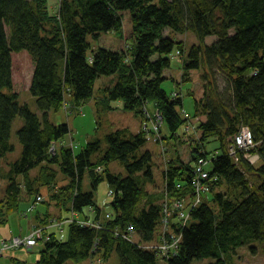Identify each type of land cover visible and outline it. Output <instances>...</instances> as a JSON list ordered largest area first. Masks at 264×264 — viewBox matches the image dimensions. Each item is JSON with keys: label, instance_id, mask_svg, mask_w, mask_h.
Segmentation results:
<instances>
[{"label": "trees", "instance_id": "trees-1", "mask_svg": "<svg viewBox=\"0 0 264 264\" xmlns=\"http://www.w3.org/2000/svg\"><path fill=\"white\" fill-rule=\"evenodd\" d=\"M58 5L52 11L49 0H0V159L15 150L13 122L20 116L24 120L17 132L22 153L9 164L6 198L0 200V225L20 209L23 190L36 201L43 198L40 188L48 186L49 203L60 204L54 218L66 224L50 226L54 218L48 208L37 213L33 229L42 228L44 237L37 243L43 247L36 264H79L96 257L106 261L114 253L119 264H192L204 258L213 260L210 264H234L237 247L257 241L264 250V0H59ZM191 31L198 43L188 60L182 58V76L190 80V71L203 68L205 91L195 98V117L206 120L197 122L195 130L201 135L191 148V160L183 162L177 151L178 156L167 161L160 194H151L146 179L141 183L135 176L154 178L153 154H139L148 140L142 128L137 133L128 128L109 133L108 147L96 163L91 156L101 150L100 140L87 143L77 154L66 145L52 152L51 146L62 141L70 127L52 123L49 112L60 111L67 94L75 105L85 104L94 96L99 76L117 73L115 85L105 89L107 98L121 101L122 108L140 120L153 103L171 131L163 138H180L178 130L188 121L178 109L183 99L162 84L169 78L165 72L172 66V52L184 56V40L177 36ZM214 35L208 44L206 38ZM21 51L34 63L29 92L41 115L19 103L18 93L5 92L14 87L12 54ZM215 70L226 77L223 90L215 84ZM108 107L113 108L112 102ZM242 127L252 131L256 163L247 160L243 150L231 154ZM208 136H215L222 151L211 159L204 149ZM200 158L211 163L210 187L193 206L192 180ZM112 161L122 163L128 175L113 173L108 167ZM56 163L67 179L62 185L51 166ZM86 172L89 191L83 189ZM103 174L114 188L112 211L104 215L94 195ZM177 198L186 199L189 219L185 226L171 227L169 232L179 241L164 256L146 246L160 243L163 236L174 241L162 230V206L166 199L170 203ZM10 263L28 264L17 256H11Z\"/></svg>", "mask_w": 264, "mask_h": 264}, {"label": "rangeland", "instance_id": "rangeland-1", "mask_svg": "<svg viewBox=\"0 0 264 264\" xmlns=\"http://www.w3.org/2000/svg\"><path fill=\"white\" fill-rule=\"evenodd\" d=\"M156 1L157 0H153ZM52 11H56L59 7V0H49ZM168 34V31H166ZM217 37L209 36L206 38L208 44H212ZM92 41L93 38L90 37ZM176 39L184 40L185 51L184 56H180L178 50L176 49L171 54V68L166 70L165 74L169 77L164 80L162 86L169 93L172 91H177L180 97L183 99V107H178L181 116L188 121L178 130V137L175 139L163 138V135L166 137L171 136V131L168 128L166 122L161 123V126L158 125L156 121L153 120V114L156 111L153 103L147 104L146 109V118L145 120H140L132 111H125L122 108L123 103L121 101H110L107 98L106 90L111 88L117 82L119 74L113 75H102L97 78L94 96L87 100L85 104L77 106L72 103L71 94H67L66 101L64 106L60 111H50L49 119L54 124H64L67 123L70 127V132L65 135V138L58 143H54L52 147L56 149L60 145L70 146L74 149V152L77 154L86 148L87 143L100 140L102 148L98 153L93 154L91 157L92 162H98L99 158L107 149L106 137L109 133L119 130L121 128H128L132 133H137L141 128L145 131L147 135L146 144L139 150V154L144 150H149L153 154V176L154 178L147 181L146 176L137 173L135 176L143 182L145 181V187L151 194H160L164 188V175L163 171L167 167V161L170 159H175L178 156V153L183 162H188L191 160L192 152L191 148L197 146L199 143L198 138L201 135V132L195 130L198 121H205V116L197 114V109L195 108V98H201L204 95L205 91V79H203V68L193 69L190 71V80H183V59H189V51L192 48V45L197 44V38L194 32H188L179 34ZM183 58V59H182ZM13 62V90H5L6 93L16 92L19 94V103L27 104L29 107L40 114L37 104L35 103V98L29 92L30 81L33 75L34 63L31 59V56L26 51H21L12 54ZM214 80L215 84L218 85L220 90L226 88V77L224 74L215 70ZM193 93V95L191 94ZM112 102L113 108H109L108 105ZM144 109V110H145ZM24 120L20 116L15 119L12 124L11 131V142L14 145V151L9 153L5 158L0 159V200L6 198V188L9 184L8 182V173H9V164L11 161H15L21 156L22 148L19 138L17 137L18 130L21 129V125ZM147 125V129H145ZM154 125H158L159 129H156ZM142 130V131H143ZM204 149L208 152L209 159L214 156H219L221 150L218 149V142L215 136H208ZM178 151V153H177ZM256 154V153H254ZM259 160V159H258ZM52 169L57 170V180L58 184L62 185L67 182V179L64 177L59 165H51ZM109 169L116 174L128 175V172L119 161H112L108 165ZM211 168V163H208L206 169ZM37 168L32 171V176L37 173ZM104 180L100 182L96 190H94L95 201L100 209L103 211V215L106 212H111V202L113 200V194L111 193L114 189L108 182L105 174H103ZM19 181L22 178L19 176ZM83 189L91 190V178L89 172H86L83 177ZM21 200L19 202L20 209L10 214L8 222L3 225H0V264H11L10 256L20 257L26 260L28 264H36L38 261V252L43 247L42 243L37 244V246H28L24 243L19 244L17 247H4L2 242L7 240H12L14 238L25 237L26 234L30 233L34 228V222L37 216V213L44 214L48 208L52 213L51 217H57L59 214V206L57 202L50 200L51 191L48 186L41 187L40 192H42V200L35 201V196H29L25 190L22 191ZM35 201V202H34ZM49 205H47V203ZM91 215L93 211L89 209L85 210ZM54 221V222H53ZM52 221L50 226L55 227H64L66 223L60 220ZM90 221V220H89ZM88 221V222H89ZM193 219H190L189 223L193 222ZM63 229V228H62ZM8 237H4L8 235ZM20 234V235H19ZM21 234H25L21 236ZM67 234H63V237H66ZM2 244V245H1ZM258 247L255 251L252 247ZM234 264H264V250L263 247L256 241L251 244H245V246L237 247L233 256ZM213 260L209 258H204L202 260L194 259L192 264H210ZM65 264H77L73 261H68ZM79 264H119V258L116 253L106 261H102L99 257H96L92 260L83 261Z\"/></svg>", "mask_w": 264, "mask_h": 264}, {"label": "built area", "instance_id": "built-area-1", "mask_svg": "<svg viewBox=\"0 0 264 264\" xmlns=\"http://www.w3.org/2000/svg\"><path fill=\"white\" fill-rule=\"evenodd\" d=\"M177 95V91L173 92V96ZM156 111L153 114V120L158 123L159 126H161V123L163 122L161 113L159 110L155 109ZM158 125H154L156 129H159ZM145 129H147V125H145ZM234 142L230 146L231 154L236 155L238 150H243L245 151L244 157L249 160L251 163H256L259 161V156L258 154H254L252 152V148L255 146L254 138L252 137V131L248 127H242V130L240 131L239 134H237L234 137ZM52 147V146H51ZM52 152L54 153L56 151L55 147L51 148ZM208 161L206 159L200 158L197 162V167L194 171L195 177L192 180V185L194 187V193L193 195L195 196V200L193 203L194 205H197L200 201V193L206 192L209 190V184L207 183L210 179V173L206 169L208 165ZM180 186V185H178ZM112 193V191H111ZM38 199H41V197H38ZM186 199H178L173 200L172 202H168L167 199L163 203V228L162 230L166 234L171 231V227L174 225L178 226H185L188 221V215H189V210H188V203H185ZM107 217H110L107 215ZM83 224H88V225H93L96 227H100V225L90 223L88 221H83ZM129 230L131 231V227H129ZM43 229L40 227H36L35 229H32V231L28 234H26L25 237H20V238H14L12 240H7L2 242L4 247H17L19 244L24 243L28 246H35L37 245L38 241L41 240L44 235L42 234ZM170 233V232H169ZM171 238L174 240L173 242L170 243L168 242L164 236L159 238L160 243L157 244H148L146 247L149 249L153 248H158L163 252L164 256H167L169 253L168 249L171 248L173 251L174 248H176V244L178 243V239L175 234L170 233ZM180 237V236H179ZM1 243V242H0ZM1 244V245H2Z\"/></svg>", "mask_w": 264, "mask_h": 264}, {"label": "crops", "instance_id": "crops-1", "mask_svg": "<svg viewBox=\"0 0 264 264\" xmlns=\"http://www.w3.org/2000/svg\"><path fill=\"white\" fill-rule=\"evenodd\" d=\"M122 103V102H121ZM9 235H11L10 233H8V235L4 236V237H8ZM20 235V234H19ZM25 234H21V236H23ZM11 257V256H10Z\"/></svg>", "mask_w": 264, "mask_h": 264}]
</instances>
